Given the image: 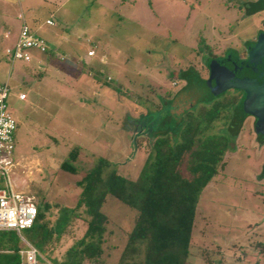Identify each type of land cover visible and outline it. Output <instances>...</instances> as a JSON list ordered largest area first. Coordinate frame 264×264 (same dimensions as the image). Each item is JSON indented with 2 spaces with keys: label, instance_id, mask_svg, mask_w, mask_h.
Listing matches in <instances>:
<instances>
[{
  "label": "rangeland",
  "instance_id": "1",
  "mask_svg": "<svg viewBox=\"0 0 264 264\" xmlns=\"http://www.w3.org/2000/svg\"><path fill=\"white\" fill-rule=\"evenodd\" d=\"M22 10L43 24L53 14L57 24L46 29L73 36L82 54L94 48L93 62L104 56L115 65L74 69L65 58L60 67H37L33 60L26 64L32 70L28 85L10 84L15 95L9 94L8 103L17 124L11 179L16 190L49 203L52 221L72 222L60 254L85 227L83 210H73L82 190L78 181L99 159L108 161L104 181L112 172L135 179L150 154L137 138H152L176 94L185 104L180 71L193 66L205 77L208 51L220 55L231 47L244 53L264 33V0H70L56 14L45 1ZM20 12L0 8V54L15 40ZM12 64L10 69L21 70L25 63ZM167 91L172 94L166 98ZM20 92L26 100L17 98ZM191 92L192 99L206 98ZM76 145L81 148L73 174L60 164ZM224 159V169L200 194L189 264H264V145L252 116L230 136ZM101 211L108 223L95 264H118L138 211L110 193ZM135 256L142 259L144 246Z\"/></svg>",
  "mask_w": 264,
  "mask_h": 264
},
{
  "label": "trees",
  "instance_id": "2",
  "mask_svg": "<svg viewBox=\"0 0 264 264\" xmlns=\"http://www.w3.org/2000/svg\"><path fill=\"white\" fill-rule=\"evenodd\" d=\"M203 44V48H207L208 45ZM230 51L235 52L231 47L223 56L208 51V58L201 67V71L207 72L205 77L193 66L180 71L185 81L182 88L185 104L178 102L179 93L176 94V103L161 113V126L152 129V138H137V144L141 146L144 141V148L150 154L135 179L112 172L104 181L102 172L108 161L99 159L78 181L82 190L73 210H83L85 227L82 235L73 238L60 254L57 248L67 232V224L72 222L61 218L52 221L48 215L49 203L44 198L37 202L34 223L21 232L37 249V264L98 263L108 223V217L101 211L107 193L138 211L118 264H189L200 194L224 169L230 136L237 135L244 120L254 116L245 91L224 88L221 61ZM191 90L195 94L201 91L206 98L192 99ZM171 94L167 91L165 97ZM156 108L162 111L161 105ZM254 117L257 140L264 144V127ZM217 128L222 131L214 132ZM80 148L76 145L68 151L60 169L73 174L78 172L74 162L79 158ZM142 246L144 256L139 259L135 254ZM24 247L15 230H1L0 264H21L20 250ZM206 260L211 263L208 255Z\"/></svg>",
  "mask_w": 264,
  "mask_h": 264
},
{
  "label": "built area",
  "instance_id": "3",
  "mask_svg": "<svg viewBox=\"0 0 264 264\" xmlns=\"http://www.w3.org/2000/svg\"><path fill=\"white\" fill-rule=\"evenodd\" d=\"M21 27L18 39L14 45L6 48L5 55L10 61L31 60V51L46 52L47 42L37 36L25 17L20 14ZM47 24H53L51 19ZM94 54V49L88 51ZM10 87L7 83L0 82V231L15 230L25 247L20 250L21 264H37V249L29 243L21 234L22 230L31 227L37 215V202L33 195L23 193L14 188L11 179V167L13 165L14 133L16 120L8 103ZM19 99H25L26 95L20 93Z\"/></svg>",
  "mask_w": 264,
  "mask_h": 264
},
{
  "label": "crops",
  "instance_id": "4",
  "mask_svg": "<svg viewBox=\"0 0 264 264\" xmlns=\"http://www.w3.org/2000/svg\"><path fill=\"white\" fill-rule=\"evenodd\" d=\"M39 1L37 2L36 0H0V8L5 9V11L11 9L12 7L14 8L19 7L21 12L18 14V17L20 14H22L25 17L26 21L31 26V28L33 29L34 33L37 36L44 38L48 45V49L46 52L32 50L31 60L28 62L22 61L25 64H24V67L21 68V70L10 69L12 68L13 61H10L6 57L4 52L0 54V82L7 83L9 87L11 83L16 84V85H19V84L28 85L29 82L27 81V79H30L32 70H31V67H29L26 64H28L29 62L33 60L36 62L37 67L43 65L44 63L47 65H54V67L56 66L60 67V65H58L59 62L63 61L65 58L68 59L70 66H72L73 68L76 67L77 69L78 68L80 69L82 66H85V65L93 69L94 68L99 69L103 65L115 66L113 63H109L107 61V58L104 56H101L99 58V61L93 62V57L96 55L95 50H94L93 55H89L88 51L94 48L89 47V49L87 50V53L82 54L80 53L79 48H78L79 43H76V40L74 39L73 36H70L69 34L65 35L63 32L59 33L56 31L46 29L44 27L45 24L47 26H56L57 24L56 20L53 17L54 16L53 14H50L45 19V24H43L37 20L36 16H34L33 14L26 16V14L23 12L24 10H22L24 5L26 8H29L32 10L36 6H39L41 2L46 1L54 6V13L56 14L57 12L62 10V8H64V6H66V4L70 0H43L40 2ZM47 19H51L53 21V24H47L46 23ZM19 31L15 34L14 42L12 44H9V46H6V48L15 44V42L18 39ZM5 37L8 38L9 35L5 34ZM93 46L96 47V45H93ZM94 70L92 71V73L95 72ZM90 71L91 70H89V73ZM107 78H110V77H107ZM10 94H11V97H14L15 95L12 92L11 87H10ZM17 98L19 99L18 96ZM26 98L23 100H26ZM19 100H22V99H19Z\"/></svg>",
  "mask_w": 264,
  "mask_h": 264
},
{
  "label": "water",
  "instance_id": "5",
  "mask_svg": "<svg viewBox=\"0 0 264 264\" xmlns=\"http://www.w3.org/2000/svg\"><path fill=\"white\" fill-rule=\"evenodd\" d=\"M224 88L245 91L254 116L264 127V33L249 48L247 59H240L234 51L221 61Z\"/></svg>",
  "mask_w": 264,
  "mask_h": 264
},
{
  "label": "flooded vegetation",
  "instance_id": "6",
  "mask_svg": "<svg viewBox=\"0 0 264 264\" xmlns=\"http://www.w3.org/2000/svg\"><path fill=\"white\" fill-rule=\"evenodd\" d=\"M258 37H259V36H258ZM257 39H258V38H257ZM256 41H257V40H256ZM256 41H255V42H256ZM225 50H226V49H225ZM223 54H224V53H223ZM223 54H220V55L223 56ZM248 55H249V50H247L245 54H242V55H240V57H239V56H238V57H239L240 59L244 60V59H247V58H248ZM252 117H253L254 120H255V117H254V116H252ZM263 145H264V144H263Z\"/></svg>",
  "mask_w": 264,
  "mask_h": 264
}]
</instances>
